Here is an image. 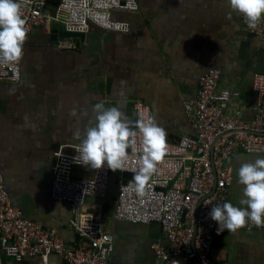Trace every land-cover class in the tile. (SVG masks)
I'll return each instance as SVG.
<instances>
[{"label": "crops", "instance_id": "0c3cea01", "mask_svg": "<svg viewBox=\"0 0 264 264\" xmlns=\"http://www.w3.org/2000/svg\"><path fill=\"white\" fill-rule=\"evenodd\" d=\"M137 2V13L113 14L130 23V32L106 34L93 57L69 50L70 41L50 43V31L58 29L55 23L33 29L23 46L20 82L0 83V170L12 201L27 219L56 229L72 248L80 247L83 239L70 225L71 207L52 199V182L38 173L40 164H55L59 151L80 146L84 129L95 123L96 103L118 107L131 119L135 103L142 101L166 130L167 141L177 143L194 134L185 103L197 96L203 77L220 69L222 87L238 92L236 102L246 118L254 116V80L264 75V45L249 34L238 13L227 18L228 0ZM58 4L59 0L51 2L47 12L56 14ZM74 108L78 117L70 115ZM258 158L264 153H237L231 159L235 181L230 203L244 198L239 167ZM93 174L92 168L73 169L74 178L89 179ZM125 181L113 172L106 198H89L84 210L103 221L105 231L113 235L114 264H158L151 246L159 241L167 245L160 225L133 224L115 216L119 187ZM0 259L5 264H67L57 254L18 262L6 256L1 242ZM212 261L264 264V231L217 234Z\"/></svg>", "mask_w": 264, "mask_h": 264}, {"label": "built area", "instance_id": "2783aa9c", "mask_svg": "<svg viewBox=\"0 0 264 264\" xmlns=\"http://www.w3.org/2000/svg\"><path fill=\"white\" fill-rule=\"evenodd\" d=\"M54 0H19L23 3L28 34L47 23L62 24L67 32H87L91 25L116 33H129L130 23L116 20L114 13H137V0H59L56 14L47 12ZM66 13L64 18L58 12ZM245 29L264 45V22L256 29ZM72 47V45L70 46ZM22 60L18 64H0V83L14 85L21 80ZM224 71L211 70L200 81L195 98L185 103L186 115L194 134L179 142H168V153L158 162L146 194L139 196L132 180L121 183L115 216L118 221L147 225L156 222L167 240L152 244L158 264H216L212 250L218 225L209 212L216 205L229 202V192L235 181L231 159L237 153H264V75L254 80L257 104L254 116L246 118L244 108L237 104L240 94L222 87ZM137 119L152 117L151 108L137 101ZM137 151L129 150L123 174H136L141 167ZM79 146L58 152L54 164L51 196L54 201L71 207L70 225L83 239L78 248L67 246L56 229L47 228L25 216L15 206L0 170V242L8 258L23 262L50 254L61 256L67 264H114V237L105 231L103 221L84 210L89 198L103 200L107 196L113 171L105 165L94 169L92 178L73 177ZM264 231L253 224L237 231ZM236 232V231H235ZM233 233V232H230ZM0 264H5L0 259Z\"/></svg>", "mask_w": 264, "mask_h": 264}, {"label": "clouds", "instance_id": "9594fccd", "mask_svg": "<svg viewBox=\"0 0 264 264\" xmlns=\"http://www.w3.org/2000/svg\"><path fill=\"white\" fill-rule=\"evenodd\" d=\"M27 3V0H24ZM230 12L238 13L249 29L264 22V0H228ZM23 3L19 0H0V64H18L23 58V46L28 37L27 21L23 18ZM96 113L94 125L86 126L76 158V163L99 170L105 165L113 172L123 171L129 150L136 152L140 137L141 167L132 182L139 196L146 194L158 162L168 153L167 132L154 118L129 119L118 107L106 108L103 102L93 106ZM70 115L78 117L74 108ZM81 138V131L75 133ZM238 182L243 187V199L234 206L230 202L213 206L211 220L218 225L217 234L235 232L249 224L264 227V158L242 164L238 169Z\"/></svg>", "mask_w": 264, "mask_h": 264}, {"label": "water", "instance_id": "95a60500", "mask_svg": "<svg viewBox=\"0 0 264 264\" xmlns=\"http://www.w3.org/2000/svg\"><path fill=\"white\" fill-rule=\"evenodd\" d=\"M97 29L99 28L91 26L87 32L83 33L67 32L65 29H53L50 31L51 37L48 41L52 44L70 41L73 43V45L69 50L79 52L86 51L89 57H93V55L100 48L101 40L104 38V36L106 34L112 33L104 30H100V32H98ZM131 120H137V114L135 111L132 114ZM122 175L124 179L132 180L134 174L130 172H124ZM38 176L45 181L53 182L54 165L48 163L40 164Z\"/></svg>", "mask_w": 264, "mask_h": 264}, {"label": "rangeland", "instance_id": "374dc122", "mask_svg": "<svg viewBox=\"0 0 264 264\" xmlns=\"http://www.w3.org/2000/svg\"><path fill=\"white\" fill-rule=\"evenodd\" d=\"M58 16L61 17V18H64L66 16V13L65 12H62V11H59L58 12ZM55 25H56V28H58V29H64V27H63L62 24H55ZM249 156H254V155H249ZM232 204L234 206L244 207V206H242V205L239 204V201L234 202V203L232 202Z\"/></svg>", "mask_w": 264, "mask_h": 264}]
</instances>
